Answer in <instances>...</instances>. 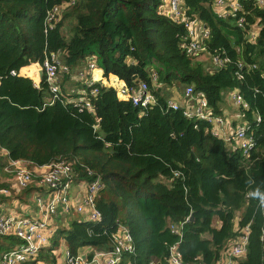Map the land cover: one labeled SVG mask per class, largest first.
<instances>
[{"label":"trees","instance_id":"1","mask_svg":"<svg viewBox=\"0 0 264 264\" xmlns=\"http://www.w3.org/2000/svg\"><path fill=\"white\" fill-rule=\"evenodd\" d=\"M70 1L0 0V146L10 159L36 166L72 161L79 180L87 178L82 165L104 186L97 200L102 221L74 220L68 229L59 228L37 261L54 264L60 240L71 254L86 246L108 249L109 236L121 223L135 251L123 255L120 264H166L168 248L177 243L184 264H213L246 226L247 252L238 264H262L264 5L254 8L252 0H236L241 11L222 18L214 10L215 0H182L185 16L209 31L207 52H224L230 59L211 70L183 51L188 32L161 13L162 0H74L46 30L47 13ZM241 17L244 28L237 26ZM66 21H72L68 38ZM255 26L260 29L251 42L248 32ZM52 53L70 72L60 77L62 96L49 105L51 95L39 70ZM87 59L97 69L86 91L95 88L97 95L89 97L92 110L79 113L65 102V84ZM151 71L157 75L155 84ZM141 82L156 101L147 109L134 107L119 92ZM187 86L202 95L212 116H221L224 92L239 91L249 107L243 113L255 140L248 159L239 150H228L211 134L209 123L168 108L163 89ZM255 114L260 123L253 121ZM2 169L0 158V190L9 187ZM191 213L193 221L184 225L182 236L171 234L168 223L182 222ZM21 244L14 236H0V255Z\"/></svg>","mask_w":264,"mask_h":264},{"label":"built area","instance_id":"2","mask_svg":"<svg viewBox=\"0 0 264 264\" xmlns=\"http://www.w3.org/2000/svg\"><path fill=\"white\" fill-rule=\"evenodd\" d=\"M74 0L61 6L52 8L46 15L45 28L52 29L61 19L62 11L71 6ZM254 8H261L264 0H252ZM220 8L219 11L216 9ZM214 10L219 17L228 15L236 16L241 11L236 0H215ZM160 11L170 20L177 24H182L188 32V40L182 45L183 51L191 57L206 56L210 58L213 70H218L230 63V59L224 52L217 55H210L207 52L209 31L205 26L196 20H189L185 16L182 7V0H162ZM237 26L244 28V18L237 20ZM260 26H255L248 32L250 41H254ZM45 30V32H46ZM237 67L242 69V63L238 62ZM96 68L95 61L87 59L84 68L80 69L73 76L85 84V89L91 88L94 84L87 75ZM249 68H255L250 66ZM45 76V84L50 93L48 104L54 103L62 96L60 87V77L62 74H69V68L63 64L58 54H50L49 59H45L41 68ZM11 75H15L11 72ZM72 76V75H71ZM70 76V77H71ZM237 78L240 77L236 73ZM153 84L156 83L157 75L151 71ZM39 88L38 85H34ZM123 97H128L134 107L147 109L155 104V97L149 90L146 83H138L137 87L127 90H119ZM232 102L240 111V122L225 135L221 127L225 120L221 116H212L206 100L200 94H193L191 86L185 87L183 95L186 98L195 97L194 101L182 107L175 100L167 98V106L172 110H183V116L187 119L205 121L211 125V134L222 140L228 150H239L246 160L255 150V140L249 132L250 125L244 117V111L248 110V104L244 101L239 91H228ZM97 90L93 88L89 92L85 91L82 97L65 99L66 103L73 104L78 112L91 111L92 106L89 97H95ZM255 123H260L258 115L253 116ZM0 158L3 162L2 172L6 175L5 182L8 188L0 190V197L8 198L17 196L31 187V204L35 211L34 216L20 215L17 212L0 211V236H14L22 244L16 246L9 252L0 255V264H24L35 262V264H53L37 261L39 254L50 247L59 224L55 222L62 215L72 216L73 221L81 223L98 224L102 221V215L97 208V200L104 186L100 176L89 168L80 165L87 178L79 180V173L75 163L66 159L46 165L36 166L25 160H12L6 149L0 146ZM260 210L264 214V196L260 203ZM188 218L177 224L168 223L171 234L182 236L184 225ZM238 219L235 220L237 225ZM236 232L238 227L235 226ZM89 235L92 234L88 231ZM249 227L246 226L234 238L220 250L219 256L213 264H238L239 260L245 257L248 246ZM260 242L262 248V264H264V227L260 231ZM108 249H96L90 246L81 247L76 254H71L67 247L63 249V258L60 262L56 260L54 264H120L123 255L134 254L135 248L133 238L127 227L121 223L117 224L116 231L109 236ZM198 260V259H197ZM166 264H184L178 251V243L168 248L165 258ZM151 262L150 264H156Z\"/></svg>","mask_w":264,"mask_h":264},{"label":"crops","instance_id":"3","mask_svg":"<svg viewBox=\"0 0 264 264\" xmlns=\"http://www.w3.org/2000/svg\"><path fill=\"white\" fill-rule=\"evenodd\" d=\"M216 10L219 11L220 8H217ZM202 57H205L208 59V61L210 62V65L208 68L213 70V66H212L210 58H208L206 56H200L198 58H202ZM83 65L84 66L86 65V61ZM83 65L81 68H79V70L84 68ZM96 69H97V67L94 70H96ZM93 72L89 73L87 75V77L89 80L95 82L96 80L94 78ZM75 74L76 73H73L72 76L70 77L69 81L66 82V84H65V88H66L65 96H67L68 99H74V98H76V97H74L76 95L82 96L83 93L86 91L85 84H83L81 81H78L76 79H72ZM184 89H185L184 87L180 88V90L176 89V94H174V91H175L174 89H172V90L169 89L166 91L164 88L163 94H165L167 96V98L175 100L182 107H184L186 104L192 103L195 99V97H192L190 99L184 97V95L182 93V91H184ZM167 92H168V94H172V96H169L167 94ZM220 107H221L220 109L222 111L221 117H223V119L225 120V124L221 127V129L225 135H228V133H230L232 131V129L236 126V124H238L240 122V118H239L240 117V111L237 108V106L232 102V98H231L228 91L223 93L222 103H221ZM21 194L15 196V197L11 196V197L4 198V199H1L2 197H0V211H2V212L3 211H9V212L14 211L20 215L34 216L35 211H34L33 206L31 204V193H27L26 191H24ZM55 222L57 224H59V228L68 229L71 222H73V219H72V216L66 214V215L60 216V218L56 219ZM216 224L218 225V221H216ZM235 226H237V225L235 224ZM235 226H234V229L236 230ZM61 242L62 243H59V246L63 245L64 247H66L64 241L61 240ZM53 253L55 255L56 251L54 250ZM41 262H44V261H41Z\"/></svg>","mask_w":264,"mask_h":264},{"label":"rangeland","instance_id":"4","mask_svg":"<svg viewBox=\"0 0 264 264\" xmlns=\"http://www.w3.org/2000/svg\"><path fill=\"white\" fill-rule=\"evenodd\" d=\"M72 21H66L65 22V24H64V27H63V33H64V35H65V37L66 38H68V37H70V35H71V31H70V29H71V27H72ZM197 61H199L200 63H203L206 67V69H208V67H209V65H210V62L208 61V59L207 58H205V57H202V58H198L197 59ZM85 62H83V64H84ZM83 67H85L84 65H83ZM76 73V72H75ZM170 88H168V87H165V90L167 91V90H169ZM172 90V89H171ZM182 91V90H181ZM180 93V92H179ZM182 93H183V91H182ZM66 93H64V95H65ZM167 94H168V92H167ZM174 94H176V89H175V91H174ZM169 96H172V94H168ZM175 96V95H174ZM173 96V97H174ZM15 197V196H14ZM238 216V215H237ZM59 243H62L61 242V240H60V242ZM63 249H64V246L63 245H60L55 251H56V260L58 261V262H60L61 260H62V258H63Z\"/></svg>","mask_w":264,"mask_h":264},{"label":"water","instance_id":"5","mask_svg":"<svg viewBox=\"0 0 264 264\" xmlns=\"http://www.w3.org/2000/svg\"><path fill=\"white\" fill-rule=\"evenodd\" d=\"M39 75L40 76L42 75V71L41 70H39ZM192 221H193V214L191 213V215L188 218V222H192ZM156 264H160V263H156Z\"/></svg>","mask_w":264,"mask_h":264}]
</instances>
